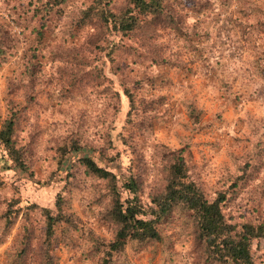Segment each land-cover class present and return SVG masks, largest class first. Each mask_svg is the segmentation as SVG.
I'll list each match as a JSON object with an SVG mask.
<instances>
[{
  "label": "rangeland",
  "instance_id": "rangeland-1",
  "mask_svg": "<svg viewBox=\"0 0 264 264\" xmlns=\"http://www.w3.org/2000/svg\"><path fill=\"white\" fill-rule=\"evenodd\" d=\"M91 1L63 0L49 8L51 0H0V27L10 39V56L0 63V120L17 104L24 106L17 134L24 135L27 130L37 133L28 153L38 180L31 182L35 200L49 204L59 189V181L46 179L59 143L69 137L84 147L107 141L109 135L100 136L97 130L101 120L106 123L104 112L107 114L123 99L117 80H121V86L131 88L136 96L133 99L139 103L143 102L142 96L158 99L154 103L158 115L149 124L151 134L139 133L133 142L139 157L132 156L131 167L135 171L140 158L137 175L144 194L158 188L163 179L162 162L154 150L160 144L170 149L188 144L192 177L209 198L227 187L228 175L237 173L235 165L241 157L257 151L264 163V26L258 25L255 14L259 8L264 15V0H211L203 11L194 14L196 31L189 44L161 35V29L155 35H137L131 43L124 39L111 60L104 61L97 58L98 51L93 48L95 41L100 42V24L92 17L85 24L78 22L79 9ZM128 2L110 0V9H119ZM33 25L40 28V36L31 34ZM143 42L152 45L153 62L135 58L144 51ZM128 44L131 51L123 49ZM164 59L170 65L161 62ZM35 62L40 65L33 66ZM115 66L119 70L113 73ZM24 74L39 82L32 86L34 97L27 104L21 97L22 80L18 78ZM148 76H153L152 83ZM132 78L139 83L131 85ZM98 79L101 82L96 85ZM8 80L13 82L14 90ZM188 103L199 113L195 123L187 114ZM72 157L76 162L77 156ZM93 158L99 166L117 174L128 173L118 159ZM18 179L13 170L0 166V208L6 198L17 196L14 183ZM74 180H81L82 187L66 186L63 206H70L77 215L79 229L58 239L57 264H84L82 254L90 245L84 230L103 238L109 236L97 213L85 203L89 188L101 185L80 171ZM45 183L51 184L42 187ZM233 206L236 216L241 212L250 219L264 217V164L258 165L252 179L242 182ZM18 218L0 243V264H14L7 254L21 233ZM186 220L184 215L174 216V221L162 224V243L146 244L139 250L128 247V263L200 264L193 256ZM38 234L36 226L30 251L38 247ZM25 264H31L29 256Z\"/></svg>",
  "mask_w": 264,
  "mask_h": 264
},
{
  "label": "trees",
  "instance_id": "trees-1",
  "mask_svg": "<svg viewBox=\"0 0 264 264\" xmlns=\"http://www.w3.org/2000/svg\"><path fill=\"white\" fill-rule=\"evenodd\" d=\"M62 1L51 0L48 6L51 8ZM109 3L110 0H92L79 9L78 18L80 24L87 23L89 17L100 24V42L95 41L93 48L98 51L97 58L103 61L111 60L114 50L124 45V39L131 43L137 35H155L161 29V35L187 42L196 31L194 14L203 11L211 0H129L127 5L116 10H111ZM262 11L258 8L255 12L259 26H264ZM31 34L40 36L42 32L33 25ZM148 37L144 38L150 40ZM9 46V36L0 27V63L6 62L10 56ZM141 46L144 51L135 58L146 63L153 62L152 45L146 46L144 43ZM123 49L132 50L129 44ZM157 51L156 45V56ZM161 62L170 65L168 59ZM39 65L40 62L33 64L36 67ZM118 70L119 67L115 66L112 72ZM18 78L22 80L19 84L21 97L27 104L34 97L32 86L39 82L30 74ZM148 79L152 83L153 76H148ZM129 80L131 85L139 83L134 78ZM100 82L98 79L95 84ZM117 82L123 99L117 107H108V113L104 112L106 123L101 120L100 130H97L100 136L105 133L109 135L107 141L84 147L78 144L77 139L69 137L54 150V161L46 179L52 183L57 180L61 184L49 204L35 200L31 193V182L37 183L38 180L28 153L37 133L27 130L22 136L17 134L24 106L20 108L17 104L0 120V166L13 170L19 178L14 183L17 196L12 194L6 198L0 208V243L18 217L21 223L20 236L7 254L9 262L25 264L29 256L31 264H57L55 246L58 239L79 229V218L70 206L63 205L66 186L82 187L81 180H74L75 174L80 171L82 175L95 178L94 184L101 185L89 188L85 203L90 211L97 213L109 233V238H103L89 229L84 230L87 237L89 234L90 241L89 248L82 254L84 264L90 261L94 264H129L128 247L139 250L146 244L162 243V224L174 221V216L183 215L187 218L186 224L192 237L193 256L200 264H264V217L250 219L241 212L236 216L237 211L233 206L234 196L238 194L242 182L249 177L252 179L258 165L264 164L258 152L252 151L241 157L235 165L237 173L228 175L227 187L216 190L209 198L192 177L187 143L172 149L161 144L154 146L162 162L163 179L158 188L144 194L142 181L137 175L140 158L137 169L134 171L131 167L132 156L139 157L133 142L139 133L143 136L151 134L149 124L158 115L154 104L158 99L142 96L143 102L139 103L133 99L136 96L129 86H121V80ZM8 84L15 89L12 81L8 80ZM187 114L193 123L199 119V113L192 103L187 104ZM26 136H29L28 139H25ZM109 149L114 151L109 153ZM73 155L77 156L76 162ZM94 155L98 160L118 159L128 173L117 174L99 166ZM50 184L41 186L48 187ZM36 226L40 241L38 247L30 251V239Z\"/></svg>",
  "mask_w": 264,
  "mask_h": 264
}]
</instances>
